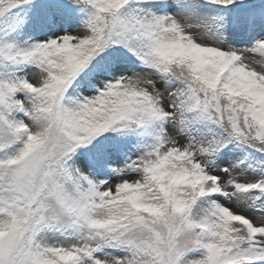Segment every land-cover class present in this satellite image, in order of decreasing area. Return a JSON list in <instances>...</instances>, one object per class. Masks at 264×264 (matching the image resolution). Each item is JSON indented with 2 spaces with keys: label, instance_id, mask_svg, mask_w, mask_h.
<instances>
[{
  "label": "snow or ice",
  "instance_id": "snow-or-ice-1",
  "mask_svg": "<svg viewBox=\"0 0 264 264\" xmlns=\"http://www.w3.org/2000/svg\"><path fill=\"white\" fill-rule=\"evenodd\" d=\"M0 264H264V0H0Z\"/></svg>",
  "mask_w": 264,
  "mask_h": 264
}]
</instances>
